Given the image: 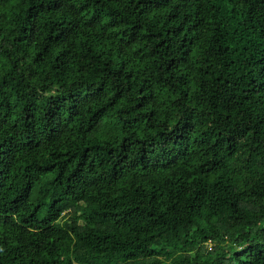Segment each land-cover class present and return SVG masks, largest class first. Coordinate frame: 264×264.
<instances>
[{"label": "trees", "instance_id": "trees-1", "mask_svg": "<svg viewBox=\"0 0 264 264\" xmlns=\"http://www.w3.org/2000/svg\"><path fill=\"white\" fill-rule=\"evenodd\" d=\"M0 264H264V0H0Z\"/></svg>", "mask_w": 264, "mask_h": 264}, {"label": "rangeland", "instance_id": "rangeland-1", "mask_svg": "<svg viewBox=\"0 0 264 264\" xmlns=\"http://www.w3.org/2000/svg\"><path fill=\"white\" fill-rule=\"evenodd\" d=\"M93 187L89 188V194L92 195Z\"/></svg>", "mask_w": 264, "mask_h": 264}]
</instances>
